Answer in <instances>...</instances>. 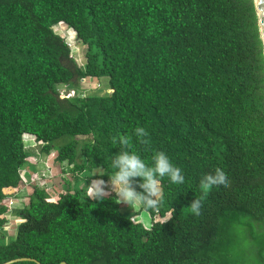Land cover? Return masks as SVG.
Wrapping results in <instances>:
<instances>
[{"label":"trees","instance_id":"obj_1","mask_svg":"<svg viewBox=\"0 0 264 264\" xmlns=\"http://www.w3.org/2000/svg\"><path fill=\"white\" fill-rule=\"evenodd\" d=\"M58 24L83 46L82 65ZM86 78H106L108 89L74 90ZM137 126L148 132L147 145L133 137L138 154L150 163L165 152L184 183L165 178L163 202L134 212L114 193L85 196L95 176L113 174L121 150L113 138ZM26 135L45 154L72 137L54 156L66 177L56 198L34 183L13 209L7 200L30 157ZM217 167L228 186L204 190L203 176ZM141 211L148 226L134 220ZM11 215L18 221L4 243ZM17 258L264 264V49L253 0H0V264Z\"/></svg>","mask_w":264,"mask_h":264},{"label":"clouds","instance_id":"obj_2","mask_svg":"<svg viewBox=\"0 0 264 264\" xmlns=\"http://www.w3.org/2000/svg\"><path fill=\"white\" fill-rule=\"evenodd\" d=\"M133 137L141 145L148 144V132L144 127L137 126L131 135L124 134L113 138V143L118 142L121 150L111 156V169L113 174L108 177L111 191L115 193L117 203L142 204L145 208H156L164 200L165 194L162 181L167 178L173 185L183 184L185 177L182 170L175 166L169 156L163 151H154L151 162L138 154L133 146ZM95 176V175H94ZM103 175L95 176L87 185L85 196L102 201L108 196ZM138 178V179H137ZM229 176L220 167L214 169L213 173H206L201 186L208 190L213 186L227 187ZM142 191H137L136 186ZM201 201L193 199L189 204V211L198 216L200 214Z\"/></svg>","mask_w":264,"mask_h":264},{"label":"rangeland","instance_id":"obj_3","mask_svg":"<svg viewBox=\"0 0 264 264\" xmlns=\"http://www.w3.org/2000/svg\"><path fill=\"white\" fill-rule=\"evenodd\" d=\"M53 30L58 33L61 37H63L66 42L69 43L71 47L72 56L75 58L78 64L82 65L84 61L83 46L75 41L74 32L71 29L67 28L64 24L55 25L53 27ZM72 87L76 91H83L85 93L96 95L104 94L108 89L106 78H101L99 80H95L93 78H86L85 81L80 82L79 84ZM59 91L60 95L66 92V90L62 87L59 88ZM71 138V136H65L61 138L55 143L54 149L49 154H45L41 153L39 146L34 142L31 136H24V146L28 153H30V157L26 159L23 169L21 170V176L24 183L22 187L24 188L26 186L24 190L21 187V190H23V194L26 197V202L27 196L29 194L26 195L25 193H27L28 190L29 192L32 190V184L34 183H37L39 187L44 189L47 194V198H56L55 194L58 193L64 186L63 184H59L57 181L61 177H66V175H63L61 167L54 161L55 151L60 144L67 142ZM95 171L97 172L99 171V169ZM105 187L108 190V194L114 193L111 191V185L108 180L105 181ZM9 200H11L13 205H15V203L20 201V197L11 198ZM9 200H7V203H9ZM121 206L123 210L133 212L137 211L139 208V205L137 204H130L127 206L125 203L122 202ZM134 220H139L144 223L145 226H148L150 223V216L147 212L141 211L139 214H136ZM17 221L18 220L16 218H11V221L8 223V225L3 228L4 238L2 239V242L5 243L12 238Z\"/></svg>","mask_w":264,"mask_h":264},{"label":"water","instance_id":"obj_4","mask_svg":"<svg viewBox=\"0 0 264 264\" xmlns=\"http://www.w3.org/2000/svg\"><path fill=\"white\" fill-rule=\"evenodd\" d=\"M253 1H254V6H255L256 15H257L260 38H261V41L263 44V49H264V0H253ZM18 261H33L36 264H40L38 261L31 259V258L12 259V260H9L3 264H11V263L18 262ZM59 264H67V263L66 262H60Z\"/></svg>","mask_w":264,"mask_h":264},{"label":"crops","instance_id":"obj_5","mask_svg":"<svg viewBox=\"0 0 264 264\" xmlns=\"http://www.w3.org/2000/svg\"><path fill=\"white\" fill-rule=\"evenodd\" d=\"M28 186H29V185H28ZM25 187H26V186H25ZM25 187H24V188L22 187V189L24 190ZM23 190H20V191L17 193L16 197H14V198L20 197V201H18L17 203H15V205H13V209H15V208L19 207L20 205L26 203V201H25L26 197H25L24 194H23ZM30 192H31V191H30ZM30 192H29V190H28V192L25 193V194H26V195H27V194H30ZM22 201H23V202H22ZM27 201H28V196H27ZM11 218H16V219H17V217H16V216H13V215H11Z\"/></svg>","mask_w":264,"mask_h":264},{"label":"built area","instance_id":"obj_6","mask_svg":"<svg viewBox=\"0 0 264 264\" xmlns=\"http://www.w3.org/2000/svg\"><path fill=\"white\" fill-rule=\"evenodd\" d=\"M66 43H67V45L70 47L69 43H68V42H66ZM70 48H71V47H70ZM71 95H73V91H67V92H64V94H61V96H66V97L71 96ZM8 205H9L10 207L13 206V203L11 202V200H9Z\"/></svg>","mask_w":264,"mask_h":264}]
</instances>
